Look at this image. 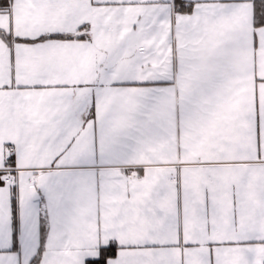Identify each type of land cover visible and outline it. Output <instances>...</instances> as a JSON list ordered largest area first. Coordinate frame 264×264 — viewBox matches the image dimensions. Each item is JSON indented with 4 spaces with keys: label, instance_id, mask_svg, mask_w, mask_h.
Listing matches in <instances>:
<instances>
[{
    "label": "snow or ice",
    "instance_id": "6c2138e0",
    "mask_svg": "<svg viewBox=\"0 0 264 264\" xmlns=\"http://www.w3.org/2000/svg\"><path fill=\"white\" fill-rule=\"evenodd\" d=\"M16 3L0 264H264V0H95L75 30Z\"/></svg>",
    "mask_w": 264,
    "mask_h": 264
},
{
    "label": "crops",
    "instance_id": "0c3cea01",
    "mask_svg": "<svg viewBox=\"0 0 264 264\" xmlns=\"http://www.w3.org/2000/svg\"><path fill=\"white\" fill-rule=\"evenodd\" d=\"M103 6L97 7L95 0H66V3L58 10V14L50 18V23L55 26L65 27L67 29L75 30L76 26L91 21L95 24L101 17L98 9ZM14 21L17 27H21L26 21L35 19L32 10L31 0H17L13 5ZM9 18L7 16L0 17V25L5 28L8 26ZM89 31V29H83ZM103 39H108L107 37ZM102 45V41L98 39L97 50ZM17 134L15 131L5 128L0 132V140H15ZM11 149L4 147L0 143V155H6Z\"/></svg>",
    "mask_w": 264,
    "mask_h": 264
},
{
    "label": "rangeland",
    "instance_id": "374dc122",
    "mask_svg": "<svg viewBox=\"0 0 264 264\" xmlns=\"http://www.w3.org/2000/svg\"><path fill=\"white\" fill-rule=\"evenodd\" d=\"M98 12L100 13V16L104 15L105 12H107V9H105L104 7H101L98 9ZM109 15H111V13H109Z\"/></svg>",
    "mask_w": 264,
    "mask_h": 264
}]
</instances>
